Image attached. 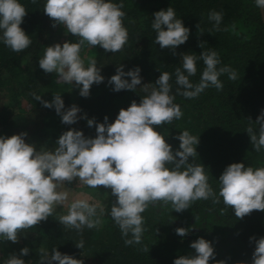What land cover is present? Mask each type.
Masks as SVG:
<instances>
[{
    "label": "clouds",
    "instance_id": "obj_1",
    "mask_svg": "<svg viewBox=\"0 0 264 264\" xmlns=\"http://www.w3.org/2000/svg\"><path fill=\"white\" fill-rule=\"evenodd\" d=\"M35 2V0H33ZM256 7L264 9V0H254ZM122 2L114 0H44L43 12L53 20V27L63 26L66 33L76 36V41H65L44 47L37 60L44 73H55L57 84H72L78 94L87 97L93 83L104 80L95 59L85 64L81 48L99 46L105 52L116 53L128 39V32L122 20L125 13ZM26 9L20 0H0V44L11 51L20 52L29 47V35L21 28ZM151 28L155 33L153 43L161 49L175 50L189 37L175 10L169 6L152 13ZM208 20L212 29L221 31L223 13L209 10ZM202 48V44L200 45ZM175 54V52H173ZM181 66L174 69L175 92L170 83V73L160 71L153 83L143 84L145 93L139 103L135 100L125 109L121 108L113 122H96L87 115L78 116L80 108L73 104L65 109L60 94H53L51 101L33 93L36 101L46 108H54L64 124H74L86 119L87 125L95 124L94 137H86L81 130L64 131L54 146L37 148L25 141L26 132L11 136L0 135V240L13 243L18 240V231L28 229L47 219L60 206L63 214L58 222L77 232L92 229L101 223L105 213L99 201L88 197H73L62 189L65 182L74 180L90 188L104 186L115 197L108 215L118 227L125 245L141 244L144 232L142 213L149 203L162 202L170 205L172 211L181 212L197 200L211 199L213 204L223 203L232 209L236 218H242L252 210L264 211V166H245L236 162L227 165L217 180V190L208 182L205 167L197 163L196 148L199 136L183 130L176 137L179 149L173 152L164 135L154 126L171 124L183 113L175 103V96L196 98L206 88L218 91L223 84L220 76L236 79V72L227 65H221L218 53L202 48L198 56L181 53ZM197 61L203 62L198 82L190 78L197 73ZM137 66L123 71L117 65L116 72L108 83L113 91L135 90L141 85L142 77ZM130 77L131 79H124ZM246 132L256 152H264V109L254 122L249 119ZM191 157V161L189 158ZM223 214L224 209H220ZM191 228L178 227L175 232L183 237ZM251 264H264V236L256 239ZM82 249L83 240L75 243ZM195 254L181 255L173 264H209L215 252L210 241L200 237L190 244ZM146 250V249H145ZM28 247L19 254L11 253L0 258V264H26L23 259L29 253ZM38 264H83L71 255L62 254L57 248L51 252L39 249ZM225 264V261H214ZM238 264H245L240 261Z\"/></svg>",
    "mask_w": 264,
    "mask_h": 264
},
{
    "label": "trees",
    "instance_id": "obj_2",
    "mask_svg": "<svg viewBox=\"0 0 264 264\" xmlns=\"http://www.w3.org/2000/svg\"><path fill=\"white\" fill-rule=\"evenodd\" d=\"M20 2L27 11L21 28L29 35L31 43L20 52L0 44V132L17 126L21 119L54 114L63 129L49 135L52 145L46 148L54 146L56 139L69 129L81 130L86 137H94L95 124L89 127L84 118L71 125L64 124L61 117L53 112L54 108L44 107L32 94L51 101L47 90L52 89V92L54 86L56 90L63 91L60 95L65 109L75 104L81 110L78 116L86 114L96 122H104L107 116L111 123L121 108L126 109L133 100L139 103L145 94L140 87L154 84L160 71L169 72L170 83H173L174 75L171 74L181 66V53L198 56L202 48H211L218 53L219 66L227 65L234 69L236 79L230 80L224 74L219 77L223 84L221 90L209 87L193 99L176 95L174 102L180 105L182 117L171 124L154 127L164 135L173 152L179 149L180 141L176 137L181 131L200 135L195 162L204 165L208 182L214 190H217L216 179L231 163L264 166V152L254 151L245 131L249 119L255 127L254 122L264 109V21L254 0H114L122 2L121 10L125 13L122 22L128 39L116 53L105 52L98 45L82 46L80 54H85V64L88 59H95L104 77L101 83H93L87 97L80 96L78 88L72 84H57L55 73H44L37 63L44 47L65 41L75 42L76 36L66 33L60 24L52 26L53 20L43 12L44 0ZM169 6L189 29L188 39L175 50L161 49L153 43L152 13ZM209 10L223 13L221 31L212 29L207 18ZM120 64L125 72L137 66L140 68L141 85H137L135 90H112L108 80ZM203 67V62L197 61V73L190 78L193 82H198ZM175 87L173 83V92ZM25 126L27 123L24 121ZM65 185L72 189L83 186L75 180L71 184L65 182ZM87 188L96 190L105 209L97 227L77 232L61 225L53 211L47 219L19 230L17 242L0 240V258L11 253L19 254L21 248L28 247L30 251L23 259L26 264H38L39 249L43 247L50 253L55 247L62 254L82 260L83 264H173L178 256L195 254L190 244L203 237L211 242L215 252L209 264L221 260L225 264H238L240 261L251 264L255 241L249 238L264 236V211L261 210H252L244 217L236 218L231 207L226 208L222 202L213 204L211 199L197 200L181 212L172 211L170 205L158 201L149 203L142 213L144 232L141 244L125 245L118 227L108 215L115 200L110 189L104 186ZM222 208L223 214L220 212ZM178 227L191 230L181 237L175 232ZM80 240L84 242L82 249L75 245ZM32 242L37 246H31Z\"/></svg>",
    "mask_w": 264,
    "mask_h": 264
},
{
    "label": "rangeland",
    "instance_id": "obj_3",
    "mask_svg": "<svg viewBox=\"0 0 264 264\" xmlns=\"http://www.w3.org/2000/svg\"><path fill=\"white\" fill-rule=\"evenodd\" d=\"M81 57L83 59V57H85V54L82 55ZM59 85H66V83H60ZM50 86H49V88H50ZM51 90L50 89L47 90V95H48V97L50 96L51 99H53V94H60L63 92L61 89L56 90L54 86H53L52 92H51ZM62 99H63V96H62ZM53 112L55 113V111H53ZM51 118H53V121H51ZM24 121L27 123V126H25V127H23ZM59 122H60L59 118H56L54 116V114H50L46 117L41 116L40 118L32 117L30 119H21V120H19V123L17 124V126L7 128V130L5 132H3V133L0 132L1 133L0 135L8 137V136H11L13 134H19L20 132H26L27 136L25 137V141L27 143L35 144L37 148H39L41 146H43V147L50 146V145H52V143L49 142L50 141L49 135L51 133H54V132L59 133L63 129V125H59L58 124ZM0 125H1V123H0ZM19 126H20V128H19ZM41 130H44L42 132V135H41ZM0 131H1V128H0ZM62 189L67 190L69 192V199L76 197V196L88 197L91 200L99 201L102 204V200L99 198V194L96 192L95 189H89L84 185L82 187L72 189V188H69L65 184L62 185ZM65 210L66 209H62L60 206H56V207H54L53 211L55 213H57V215L59 216L60 214H63V211H65ZM31 246H37V243L32 242Z\"/></svg>",
    "mask_w": 264,
    "mask_h": 264
},
{
    "label": "water",
    "instance_id": "obj_4",
    "mask_svg": "<svg viewBox=\"0 0 264 264\" xmlns=\"http://www.w3.org/2000/svg\"><path fill=\"white\" fill-rule=\"evenodd\" d=\"M262 19L264 21V9H261Z\"/></svg>",
    "mask_w": 264,
    "mask_h": 264
}]
</instances>
